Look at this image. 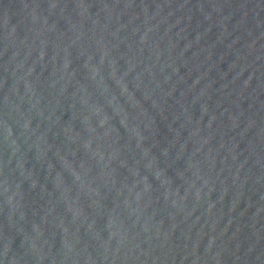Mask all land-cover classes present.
Returning a JSON list of instances; mask_svg holds the SVG:
<instances>
[{
	"label": "water",
	"instance_id": "obj_1",
	"mask_svg": "<svg viewBox=\"0 0 264 264\" xmlns=\"http://www.w3.org/2000/svg\"><path fill=\"white\" fill-rule=\"evenodd\" d=\"M0 264H264V0H0Z\"/></svg>",
	"mask_w": 264,
	"mask_h": 264
}]
</instances>
